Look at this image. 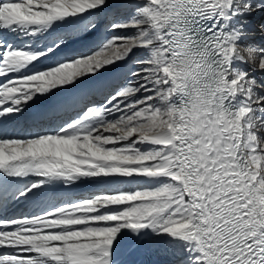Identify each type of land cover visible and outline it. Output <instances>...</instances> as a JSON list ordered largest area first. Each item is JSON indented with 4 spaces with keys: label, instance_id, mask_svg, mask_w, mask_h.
<instances>
[{
    "label": "snow or ice",
    "instance_id": "1",
    "mask_svg": "<svg viewBox=\"0 0 264 264\" xmlns=\"http://www.w3.org/2000/svg\"><path fill=\"white\" fill-rule=\"evenodd\" d=\"M261 14L0 0V264H123L165 236L179 264H264V47L242 44Z\"/></svg>",
    "mask_w": 264,
    "mask_h": 264
},
{
    "label": "bare ground",
    "instance_id": "2",
    "mask_svg": "<svg viewBox=\"0 0 264 264\" xmlns=\"http://www.w3.org/2000/svg\"><path fill=\"white\" fill-rule=\"evenodd\" d=\"M253 18L260 19L261 15H258ZM250 39L257 40L258 37L255 35H250L247 38V40H250ZM129 66L130 67L132 66L131 68H133V65H129ZM245 66L247 65L245 64ZM255 66L256 65H254V67ZM253 74L255 76L258 74H261V76L264 77V73L260 71H256ZM141 94H142V91L138 95H141ZM138 95L136 97H133V99H137ZM151 103L156 104L157 101L153 100L151 101ZM172 103H174V105L177 108H181L184 106V104L187 103V98L181 99V96L177 95L173 99ZM149 147L150 146L148 145H144L143 149L147 150ZM96 187L97 185L93 183H83L76 188V191L83 196V195L89 194ZM169 239L170 238L166 236L160 237V238L153 237L152 240L141 243L140 245H137L134 248V250H129L127 247H124V249L122 250V256H121L123 264H179V262L173 256H171L168 253V251L165 249V243ZM198 260H199V256L195 252L188 253L185 251L184 255L181 257L182 264H197Z\"/></svg>",
    "mask_w": 264,
    "mask_h": 264
},
{
    "label": "rangeland",
    "instance_id": "3",
    "mask_svg": "<svg viewBox=\"0 0 264 264\" xmlns=\"http://www.w3.org/2000/svg\"><path fill=\"white\" fill-rule=\"evenodd\" d=\"M263 15L264 14H261V18L260 19H258V18H250L249 31L251 32V35L257 36L258 39L257 40H253V39L247 40V39H245V40L242 41V44H245V45L255 44V45H259V46L264 47V29H261L260 28V24L261 23H264V18H263L264 16ZM241 51L243 52V49H241ZM133 59H135V58H133ZM258 64H259V59L257 58V60L255 62V65L257 66ZM129 65H133V68L138 67V65L133 64L131 61H129ZM242 66L243 65H241V67ZM242 68L251 70V68L249 67V65H247V66L244 65ZM256 77H257V79H264V77H262L261 74L256 75ZM150 94L151 93H143V91H142V94L141 95H138L137 99L140 96L150 95ZM261 135H264V130H261Z\"/></svg>",
    "mask_w": 264,
    "mask_h": 264
},
{
    "label": "clouds",
    "instance_id": "4",
    "mask_svg": "<svg viewBox=\"0 0 264 264\" xmlns=\"http://www.w3.org/2000/svg\"><path fill=\"white\" fill-rule=\"evenodd\" d=\"M249 59L254 62L255 57L253 56V57H250ZM259 67L262 68V69H264V62H261V64L259 65Z\"/></svg>",
    "mask_w": 264,
    "mask_h": 264
}]
</instances>
